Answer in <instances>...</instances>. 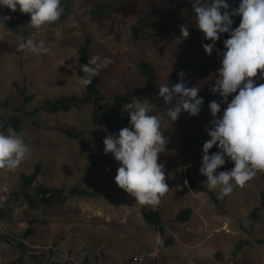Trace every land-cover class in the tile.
Masks as SVG:
<instances>
[{
  "label": "rangeland",
  "instance_id": "rangeland-1",
  "mask_svg": "<svg viewBox=\"0 0 264 264\" xmlns=\"http://www.w3.org/2000/svg\"><path fill=\"white\" fill-rule=\"evenodd\" d=\"M87 2L108 6L104 23L109 28L96 23ZM194 2L73 0L64 18L38 31L27 24L14 26L10 19L5 28L0 26V115L19 118L21 130L17 133L31 149L15 170H0V264H264V206L260 196L264 172L257 171L245 186H234L227 196L218 188L209 189L199 173L202 145L209 139L206 129L213 119L208 104H220L217 118L227 106L219 96L208 97L213 94L211 88L222 58L215 49L220 45L219 51H224L223 41L228 35L219 36L212 52L215 54H206L202 45L210 41L196 27ZM8 11L0 9V15ZM138 13L150 21L139 25L135 36L132 29ZM230 18L234 20L232 27H237L234 24L240 17ZM182 25L189 32L187 38L180 34ZM34 34L36 40L45 41L47 54L17 50L19 40ZM87 38L90 58L111 60L97 76L104 96L143 87L145 80L137 68L140 62L153 69V92L157 93L158 87L169 84L168 77L185 64L184 58L198 64L211 59L210 71L179 73L186 86L199 87L198 98L203 99L200 113L192 117L181 112L172 124L161 117L166 145L158 163L163 164L169 191L158 205H141L120 189L114 182L120 165L111 153L104 154L105 136L130 127L129 119L96 127L91 123L89 106L53 114L33 113L37 103L84 94L77 75V49ZM253 80L264 83L259 72ZM14 84L31 100H22ZM6 100L8 109L4 107ZM170 106L154 105L152 114H163ZM217 151L213 146L209 155ZM183 161L199 191L186 188ZM233 166L226 158L217 171ZM35 173L33 187L60 191L53 202L48 206L36 202L30 207L23 200L14 206L5 205L20 176ZM143 208L158 213L163 236L143 221ZM179 213L184 220H178ZM238 246L241 248L237 250Z\"/></svg>",
  "mask_w": 264,
  "mask_h": 264
},
{
  "label": "clouds",
  "instance_id": "clouds-1",
  "mask_svg": "<svg viewBox=\"0 0 264 264\" xmlns=\"http://www.w3.org/2000/svg\"><path fill=\"white\" fill-rule=\"evenodd\" d=\"M30 17L28 25L39 30L58 21L64 9L61 0H0V9L7 8ZM196 27L203 33V51L211 55L221 34L224 51L220 67L216 72L211 91L218 95L226 107L222 115L216 101L208 104L212 120L206 129L209 137L202 145L200 175L204 176L209 189H219L222 196L231 193L234 186L243 187L252 180L257 171L264 172V83L256 84L253 78L264 80V0H240L238 7L229 11L226 0H200L192 3ZM240 17L237 27L234 20ZM9 16L0 15V26L5 28ZM180 34L187 38L189 32L180 26ZM18 51L33 55L47 54L49 48L43 39L36 40L35 34L17 42ZM111 63L109 58L93 56L81 70L86 74L79 83L87 87L99 71ZM183 75L182 73L180 74ZM199 87H188L184 83L161 84L158 97L167 107L163 114H152L155 107L148 100L133 98L123 107L128 110L130 127L121 128L116 135L103 139L104 154L111 153L119 163L114 177L115 184L130 194L141 205H158L161 197L169 191L165 183L163 164L158 157L165 150L166 137L162 135V118L174 123L181 112L197 116L203 105L198 98ZM235 94V95H233ZM232 96L230 102L228 98ZM173 101H175L173 103ZM2 127V126H0ZM216 146L217 152L209 155ZM31 154L30 146L22 135L11 126L0 131V170H15ZM226 158L233 163L228 171H217Z\"/></svg>",
  "mask_w": 264,
  "mask_h": 264
},
{
  "label": "trees",
  "instance_id": "trees-1",
  "mask_svg": "<svg viewBox=\"0 0 264 264\" xmlns=\"http://www.w3.org/2000/svg\"><path fill=\"white\" fill-rule=\"evenodd\" d=\"M73 2V0H61V6L63 7L64 11L61 15V19L66 16L65 11L67 10V6ZM226 2L235 9L238 7V0H226ZM203 3V0H201ZM86 7H91V13L96 21V23L100 24L101 26L108 27L104 21L106 17H108V6L107 5H100L92 2H87ZM231 10V9H230ZM229 10V11H230ZM150 15V14H149ZM5 16H9L12 24L14 26H25L28 25L30 17L28 14L21 13L19 8L17 7V11L11 12L8 11L5 13ZM59 18V19H60ZM150 21L149 17L142 19L140 13H138V19L135 21V26L132 29L133 35H138L139 33V25L147 24ZM240 19L235 22V26H238ZM109 28V27H108ZM90 40L87 38L84 42L78 47L77 49V62L81 66L86 64L90 59ZM220 45L216 46V51H219ZM215 54V53H212ZM206 57H209L208 55ZM205 57V58H206ZM185 64L179 68L178 72L170 75L167 79L168 83L174 85L176 83H184L183 77L179 75L180 72L186 73H202L206 71L212 70V62L211 59L206 58L202 63H197L194 60H190L188 58H184ZM138 73L141 77L145 80V84L143 87L130 91L128 88H125L122 94H112L111 96H104L102 95L101 91L98 88V78L96 75L92 78L91 83L85 88V92L81 97H77L74 95L71 96H64L54 99L53 101H45L42 104L37 103V107L35 112L43 111L45 113L53 114L57 112H67L72 108H81V107H91L92 114H91V123L96 127H104L108 125L112 121H126L128 120V110L123 106L125 104L131 103L133 98H141L143 100H148L153 105L163 106L165 105L162 98L158 97V92H153L154 87V77H153V69L144 62H140L137 65ZM79 78L85 76L86 74L80 69L77 72ZM185 84V83H184ZM186 85V84H185ZM15 90L17 91L18 95L21 97L22 100L25 102L31 100L32 97L25 94L23 89L18 88L16 84L13 85ZM218 95L212 94L208 98H216ZM8 100V99H7ZM4 103V107L8 109L9 101ZM16 108V107H15ZM15 108H13L15 110ZM0 131H5L8 126H11L16 132H19L20 129V120L15 116H10L6 114L0 115ZM186 160V159H184ZM183 161L181 173L183 178L186 182V188L192 191H199L191 178L189 169L185 166ZM35 174L31 175H24L22 174L19 178V184L17 188H14L13 192L10 194V197L7 199L5 205H17L19 203H23L25 200L30 207L39 202L42 205L48 206L50 205L55 196L60 193L58 190H49L44 188L43 186H35L33 187V182L35 180ZM261 196V205L264 206V192L260 195ZM211 197V196H210ZM2 212V211H1ZM179 213L178 220H184V216ZM142 217L143 221L150 227L153 228L159 235L163 236V226L160 221L159 215L156 211H151L148 209H142ZM168 244V242H167ZM166 244V245H167ZM241 246H238L236 249H240ZM17 264V263H16Z\"/></svg>",
  "mask_w": 264,
  "mask_h": 264
},
{
  "label": "bare ground",
  "instance_id": "bare-ground-1",
  "mask_svg": "<svg viewBox=\"0 0 264 264\" xmlns=\"http://www.w3.org/2000/svg\"><path fill=\"white\" fill-rule=\"evenodd\" d=\"M108 249V248H107Z\"/></svg>",
  "mask_w": 264,
  "mask_h": 264
}]
</instances>
